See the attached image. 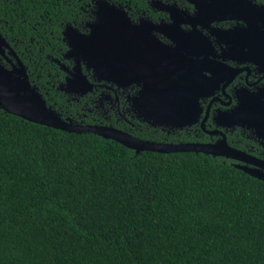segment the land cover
Segmentation results:
<instances>
[{"label":"trees","instance_id":"trees-1","mask_svg":"<svg viewBox=\"0 0 264 264\" xmlns=\"http://www.w3.org/2000/svg\"><path fill=\"white\" fill-rule=\"evenodd\" d=\"M88 4L0 0V33L74 123L81 106L57 90L64 74L46 56L60 60L62 29ZM0 264H264V182L224 158L135 155L0 110Z\"/></svg>","mask_w":264,"mask_h":264},{"label":"flooded vegetation","instance_id":"flooded-vegetation-1","mask_svg":"<svg viewBox=\"0 0 264 264\" xmlns=\"http://www.w3.org/2000/svg\"><path fill=\"white\" fill-rule=\"evenodd\" d=\"M105 1L121 9V25L128 28L120 41L110 31L113 46L105 49L123 80H99L82 61V73L92 88L61 90L74 65V58L67 57L64 31L70 26L91 35L90 26L102 17L97 0L80 8L81 25L63 27L60 60L46 56L64 74L57 90L68 103L81 106L75 124L112 127L163 145L216 144L225 139L230 148L264 162V111H252L260 126L235 115L238 107L244 115L248 107H264V0H133L126 6ZM2 38L10 49L1 47L0 63L11 69L16 55L23 64ZM25 70L29 80L26 66Z\"/></svg>","mask_w":264,"mask_h":264},{"label":"water","instance_id":"water-1","mask_svg":"<svg viewBox=\"0 0 264 264\" xmlns=\"http://www.w3.org/2000/svg\"><path fill=\"white\" fill-rule=\"evenodd\" d=\"M100 4H105L109 6H115L108 3L105 0H97L96 5L99 9ZM104 16L99 19L98 22L93 23L90 27L91 29L96 28L97 31H91V35L84 36L81 35L73 27H67L64 31V36L68 42L69 52L67 57L74 58V65L71 69L70 77H67L64 86L61 87L66 93L78 92L79 90H90L92 84L82 73V61L86 62L87 67H92L99 80L106 81H118L117 78L123 80L119 77L121 71H119L112 63L113 60L106 59V65H100L99 61L89 62L85 56V48L82 45V56L81 48L79 44H75L73 36H83L94 40L95 43H103L111 38L109 35L110 29H113L114 25L112 23L105 22ZM100 26V28L98 27ZM120 26H122L120 24ZM125 32V30H124ZM120 34L122 32H119ZM5 46L10 49L7 42L2 38L0 34V54L2 55L1 47ZM16 58V64L12 65L11 69L5 68L0 63V110L6 114H11L17 116L28 122L46 126L49 128L75 133V134H95L106 140H112L120 145L134 151L135 155L141 152H156L161 154L170 153H180V152H194L196 154L202 153L212 157H220L224 159H230L237 162L233 167L244 172L245 174L264 182V162L258 161L257 159H251L245 153L234 150L230 148L225 139L217 142L216 144H181V145H163L154 144L149 142H144L139 139L133 138L123 132H120L112 127L107 126H83L75 124L71 119L63 120L57 112L47 106L46 101L43 96L37 91L36 87L32 86L26 75L25 66ZM61 69L69 71L64 68L63 65L58 63ZM116 72V74H115ZM115 74V75H114ZM242 109H236V118H245L247 121L253 120V125L260 126V120L253 118L252 111H264V107L260 105H254L248 107L247 115L241 114ZM250 123V121H249ZM116 135H120L118 138ZM125 137V138H124ZM127 139V140H123ZM250 164L252 167H249Z\"/></svg>","mask_w":264,"mask_h":264},{"label":"bare ground","instance_id":"bare-ground-1","mask_svg":"<svg viewBox=\"0 0 264 264\" xmlns=\"http://www.w3.org/2000/svg\"><path fill=\"white\" fill-rule=\"evenodd\" d=\"M115 8L116 7H113V6L100 4V6H99V15L104 16L105 14L109 13L108 15H106L104 17L103 20L104 21L108 20V23H114V25L117 26L115 29L114 28L110 29V31L116 32L115 41H116V39H117V41H120L121 37H126L127 36V33H124V30L128 29V28H126L125 26L124 27L120 26V24H122L121 16L124 17V14L122 13L121 9L118 10V9H115ZM114 15L116 17L111 19V17L114 16ZM98 27L100 28V26H98ZM122 28H124V29L120 30ZM91 31L96 32L97 29L94 28ZM113 32L110 35H113ZM119 32H123V35L120 36ZM71 41H74L75 44H79V46H82V45L85 46V51H87V55H85V56H86V59L89 62L99 61V62H101L100 65H106L107 64L106 63V59H109V60H113L112 63H115V59H111L109 57V55L107 54V52L105 51V49H109L110 46H113L112 43L114 41L109 42L108 40L106 41L104 39L103 43L98 44V43H95L94 40H91L89 37L86 38V37H83V36H73V40H71ZM124 41H127V40H124ZM124 41H122V42H124ZM83 49L84 48H82L81 49V53H79L80 56H82V50ZM118 61L122 62V59H119ZM120 65H123V63H120ZM114 66H115V64H114ZM121 68H123V67L120 66L119 69H121ZM116 136L118 138H120V135H116ZM123 140H127V139H123Z\"/></svg>","mask_w":264,"mask_h":264}]
</instances>
